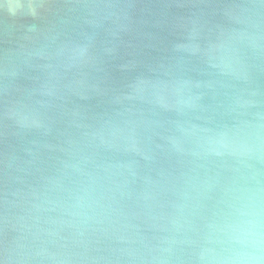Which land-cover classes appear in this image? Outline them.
<instances>
[{
    "label": "water",
    "instance_id": "water-1",
    "mask_svg": "<svg viewBox=\"0 0 264 264\" xmlns=\"http://www.w3.org/2000/svg\"><path fill=\"white\" fill-rule=\"evenodd\" d=\"M0 264H264V0H0Z\"/></svg>",
    "mask_w": 264,
    "mask_h": 264
}]
</instances>
